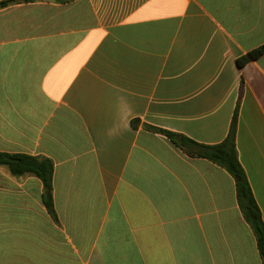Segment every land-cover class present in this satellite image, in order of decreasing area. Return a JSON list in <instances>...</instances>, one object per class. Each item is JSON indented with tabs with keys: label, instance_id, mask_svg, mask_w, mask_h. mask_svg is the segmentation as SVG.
<instances>
[{
	"label": "crops",
	"instance_id": "crops-1",
	"mask_svg": "<svg viewBox=\"0 0 264 264\" xmlns=\"http://www.w3.org/2000/svg\"><path fill=\"white\" fill-rule=\"evenodd\" d=\"M0 0V264H263L223 167L147 126L236 148L264 221V0Z\"/></svg>",
	"mask_w": 264,
	"mask_h": 264
},
{
	"label": "trees",
	"instance_id": "trees-1",
	"mask_svg": "<svg viewBox=\"0 0 264 264\" xmlns=\"http://www.w3.org/2000/svg\"><path fill=\"white\" fill-rule=\"evenodd\" d=\"M33 0H11L2 5H7L10 2H29ZM67 1V0H63ZM264 55V45L251 51L248 55L238 60L240 67L249 63L252 60L258 59ZM237 113L233 118L231 131L228 138L221 144L215 146H207L199 144L183 135H179L167 130L147 126L148 129L165 135L178 147L183 149L189 156H197L206 158L213 163L225 168L235 179L237 188V198L241 210L246 221L254 230L259 251L264 264V221L257 202L253 196V192L247 178V175L239 161L236 148V127ZM0 165L7 166L12 174L22 175L30 173L37 176L44 184L45 201L51 209L53 207V163L48 159H38L35 157L22 154H4L0 153Z\"/></svg>",
	"mask_w": 264,
	"mask_h": 264
}]
</instances>
